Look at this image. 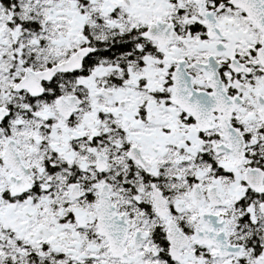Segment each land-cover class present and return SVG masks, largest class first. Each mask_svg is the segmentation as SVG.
<instances>
[{
	"label": "snow or ice",
	"instance_id": "snow-or-ice-1",
	"mask_svg": "<svg viewBox=\"0 0 264 264\" xmlns=\"http://www.w3.org/2000/svg\"><path fill=\"white\" fill-rule=\"evenodd\" d=\"M0 264H264V0H0Z\"/></svg>",
	"mask_w": 264,
	"mask_h": 264
}]
</instances>
